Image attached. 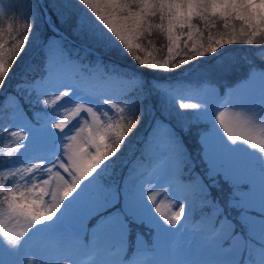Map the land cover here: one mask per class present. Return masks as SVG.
I'll return each mask as SVG.
<instances>
[{
	"label": "snow or ice",
	"instance_id": "obj_1",
	"mask_svg": "<svg viewBox=\"0 0 264 264\" xmlns=\"http://www.w3.org/2000/svg\"><path fill=\"white\" fill-rule=\"evenodd\" d=\"M44 6L47 12L42 22L51 35L37 37L43 53L40 77L22 78L11 94L7 92L8 81L41 19L36 15V0H25L19 10L31 22L23 30L27 34L17 30L12 36L7 56L0 28V133L17 144L6 153L10 159L4 165L6 170L0 172V203L7 205L8 220L24 221L20 230L9 229L0 221V245L14 258L13 264H164L156 259L158 234L179 231L182 219L191 215L192 204L186 209L183 202L189 192L216 209V219L207 220L202 229L207 258L199 264H264V168L259 196H242L241 192L254 193L256 187L233 157L235 150L244 148L264 164V155L244 147L246 144L264 154V76L258 97L253 91H237L228 101L252 106L258 100L261 127L257 131L252 119L240 129L239 113L233 116L220 111L214 115L216 95L186 102L185 97L153 84L158 109L152 103L153 92L145 89L146 81L136 72H119L121 65L111 59L130 56L140 69L176 72L198 57L216 54L237 42L233 29L215 40L210 34V43L205 46L197 39L203 32L194 20L215 28L213 18L219 17L227 29V21L235 19L244 26L239 35L251 32L256 36L257 30L264 31V0H44ZM5 14L6 9L0 7V18ZM157 19L159 23H153ZM65 30L85 42L89 51L100 53L101 65L105 57L109 59L112 71L103 72L100 78L119 82V94L83 86V81L96 73L84 68L78 48L67 46ZM7 31H14L12 24ZM153 31L167 39V56L162 59L151 52L138 54L151 46ZM243 42L250 45L253 40ZM181 51L184 57L177 59ZM69 68H79V72H69ZM160 96L164 97L162 103ZM169 105L175 109L169 115L185 118L187 110H194L191 116L209 125L200 134L202 159L207 164L203 175L184 183L190 154L175 129L157 120L154 140L146 149L147 158L156 161L147 171L148 178L142 179L144 173L129 169L122 184L105 183V177L115 176L120 169L124 150L145 115L152 110L168 111ZM29 108L34 111H27ZM213 130L220 148L209 157L204 141ZM217 185L222 192L227 189L222 206L213 199ZM157 188L172 194L178 211L162 207ZM231 210L237 212L234 220L227 214ZM89 219L94 221L91 228L86 224ZM137 225L150 227L155 239L150 247L141 244L136 258L130 259L126 246L131 244V232ZM168 248L177 250L170 244Z\"/></svg>",
	"mask_w": 264,
	"mask_h": 264
},
{
	"label": "rangeland",
	"instance_id": "obj_2",
	"mask_svg": "<svg viewBox=\"0 0 264 264\" xmlns=\"http://www.w3.org/2000/svg\"><path fill=\"white\" fill-rule=\"evenodd\" d=\"M0 7H4L6 9L7 3L5 0H0ZM45 11L47 12L46 8ZM1 19L2 18H0V20ZM253 51L256 57L252 54L250 55V51L246 48L243 49L242 47H239V49L237 50L229 51L228 58L226 57V60H223V62H221V60L218 61L217 65H214L207 70L202 69L198 70L197 72H190V69L186 70L185 76H188L186 79L182 80L186 81V85L189 84L187 95V99L189 101L186 102H196L197 100L206 99L210 96L216 95L217 102L213 106L214 115L218 116L220 111H227L228 113L233 114V116L236 113H239L240 129L246 128L247 126L245 125V121L252 119L255 121L254 126L256 127L257 131H259L261 126L257 117L259 116L261 109L258 100L257 103L252 106H240L228 102L232 99L234 93L237 91H253L257 95V97L259 95L261 78L262 76H264V49L262 47H256ZM80 62L89 72L96 73V75L91 79H86L83 81L84 87H95L105 91H110L114 94L120 93L121 85L119 82H106L100 78V75L105 72L101 64H99L98 62L91 64L81 60ZM250 62L254 63V66L251 67L250 70L248 69L243 71ZM221 68H223L224 70H220ZM252 70H254V72ZM68 71L72 73H78L79 68H69ZM213 71L215 72L213 74L215 75L214 77L211 75ZM236 75H241V78L237 79V81H232V78ZM39 77L40 75L35 78L38 80ZM142 78L146 81L144 77ZM246 81L250 82L246 83ZM125 87L131 88L132 85H126ZM15 89L16 85L13 88V91ZM145 89L149 92L152 89L150 88V84L147 82L145 83ZM12 92L8 91L9 94H11ZM31 111H34V109L31 108ZM193 111L194 110H187L188 115L185 118H178L174 116L175 119L172 117L173 119L164 120L163 122L174 128L177 135L182 138L184 150L186 153L190 154L191 157L188 162H195V165L197 166V169L193 168V171L196 173L195 177L193 178L195 179L203 175L207 168L206 162L202 159L203 153L202 145L200 143V134L202 130L209 125L205 121L197 122L195 118L191 116V113ZM81 116L86 117V114L82 113ZM170 118L171 117H169V119ZM153 119L151 120L153 122L151 123L146 135H143L142 133L140 134L139 132L134 136L135 138H137L136 140L138 141V143L143 145V151L145 153L141 155H135L134 153H131L129 157L130 150L127 149L128 156L126 157V159L122 160L123 163L121 164L119 172L114 178L116 181L114 184H122L123 178L128 175L129 169H137L142 173H146V175L144 174L141 178H148L147 171L156 164L155 159L149 160L147 158L146 152L149 142L154 140L153 129L158 119ZM182 120L183 124H187L189 123V121L192 122L187 124L183 128L184 132H187L192 125L194 126L197 123L199 125L203 122L202 126L200 127V132H197L196 130L193 133L195 143L198 144L196 146V149L194 148L195 154L192 153L190 147L183 140V132L179 127V124L182 125ZM175 126L180 130V133ZM216 126L217 128H219L218 121H216ZM220 131L222 132V129H220ZM8 140L10 142L9 146H11L10 150L16 148L17 144L14 139L8 138ZM204 143L205 147L208 149V151L205 153L206 156L210 157L215 151L219 150L220 144L218 143V134H215V130H213V133L209 134ZM244 147L249 148L250 151L256 152L257 155H264L259 153L258 149H250V146L246 144L244 145ZM197 153L199 154V156H197ZM233 157L236 165L246 173H248L256 187V191L254 193L241 192L240 195L251 196L254 198L258 197L260 192V176L262 168H264V164H262V162L255 154L248 152L244 148L235 150L233 153ZM142 164L144 165L143 168L141 167ZM183 180L185 184H189L191 181V179H189V175L186 174H183ZM153 183H155V181H153ZM218 186L220 185H217L213 189V199H215L217 202H220L222 206L224 193L227 191V189L222 192L221 188H218ZM145 187L147 188L148 185H145ZM156 191L160 193V195L157 196V199L161 201L162 207L165 210L171 209V211H178V208L175 206L177 201L173 199L171 193L165 194V189L163 188H157ZM45 199L50 200V197H46ZM183 202L185 203L186 209L188 203H191L192 209L191 215H189L187 219H182V227H179V231L173 230L172 233L160 231L158 234L156 259L164 262V264H199L200 261L207 258V256L204 254V249L206 248V240L202 229L204 228L205 222L207 220L216 219V209L214 206L202 204L199 196L195 192H189L188 200ZM231 211H229L227 214L234 220L237 216V212H233L231 214ZM7 215V206L5 208L4 206H0V221H4L9 229L20 230L24 227V221L22 218L8 220ZM89 220L86 222L87 226ZM217 226L219 227V223L217 224ZM137 227V232L133 231L132 229L133 233L131 237H133V239L131 240V244L126 246V255L130 259L136 258V250L141 246V244L150 247L154 243L155 239L153 230L150 227L143 225H137ZM111 243H115V241H112ZM169 244L175 247L177 250L175 252L170 251L168 248ZM225 248H227V245H225ZM13 260L14 258L9 256L4 251L3 246L0 245V264H13Z\"/></svg>",
	"mask_w": 264,
	"mask_h": 264
},
{
	"label": "trees",
	"instance_id": "obj_3",
	"mask_svg": "<svg viewBox=\"0 0 264 264\" xmlns=\"http://www.w3.org/2000/svg\"><path fill=\"white\" fill-rule=\"evenodd\" d=\"M7 3L6 7V14L2 17L0 20V28L4 30V36L3 40L6 41L7 43L5 44V55L7 56L11 50L12 47V36L17 35V30L22 33V34H27L24 33L23 30L25 26L30 23L31 21L25 18L22 13L19 11L25 6V0H5ZM36 4L38 5V10L36 12V15L38 17H41V19H38L37 21V26H36V31L35 35L33 37L32 43L27 47L26 52L22 53V58L18 61L17 65L14 66V70L12 73L11 79L8 81V86H7V92L13 91V88L17 84L18 81H20L22 78H27V79H32L41 74V65L43 62V53L40 50L39 44L40 40L37 39V37L43 38L45 36L51 35L50 32L46 30L45 25L42 22V16L46 14L45 11V6H44V0H36ZM216 23V27L212 28L209 26L208 28L205 27L203 21H197L194 20V23L198 24V27L200 28L201 32H203L202 37H198L197 39L199 40L200 43H204L205 46H207L208 43H210L207 39V37L211 34L213 36V39H219L220 38V33L223 32H231L233 29L237 33L235 39L236 43L234 44H228L225 45L222 49L218 51L216 54H211V55H206L205 57H198L197 59L190 61L189 64L182 66V69L177 70L176 72L173 73H165L163 71H153V70H148V69H140L137 65V63L134 61L133 58L130 56L128 57H121V56H114L112 57V61H115L121 65L119 69H117L119 72L122 73H127L131 75L133 72L138 73L141 77H144L146 79V82L150 84V88H152L153 84H159L162 88L169 89L170 91L173 92V95H180L185 97L186 101H189L187 99L188 95V88L189 84L186 85V81H182L187 78L185 76L186 70L190 69V72H197L198 70H207L214 65H217V62L221 60H226L228 58V52L229 51H234L239 49V47H242L243 49L249 50V54L255 56L254 49L256 47H262L264 49V31L257 30V35L256 36H251V32L248 33L247 36H241L239 35L240 30L243 26L241 21L235 20V19H229L227 22L229 24V27L227 29L224 28V23L225 21L221 20L219 17L213 18ZM153 23H159L158 19L153 20ZM9 24H12L14 31L12 33H8L7 29ZM65 39L67 46L70 48H78L79 49V60L81 61H86L88 63H96L99 62V56L100 53L96 51H89L88 48L85 47V42L77 39L74 35L70 33L69 30L64 31ZM239 36V37H238ZM19 38V37H18ZM251 38L253 40L252 44H246L243 41ZM186 39V37L184 38ZM148 41H145V44H147ZM166 44H167V39L166 36H164L162 33L153 31V34L151 36V46L147 47L145 52L138 53L142 56L147 55L148 52L152 53V56L157 58V59H162L163 57L167 56V49H166ZM188 47H191V42H189ZM181 48H184L183 43H181ZM184 57V52L181 51L180 57ZM227 57V58H226ZM256 57V56H255ZM151 58V57H150ZM250 61V60H248ZM104 71H112V64L109 62V59L107 57L104 58V63L103 65ZM254 66V63L250 62L248 65L244 68L243 71L245 70H250L251 67ZM25 69H30L29 71H25ZM215 72L211 74L213 75ZM209 75V74H208ZM241 75H236L232 78V81H237V79H240ZM181 83H177V82ZM153 92L154 96L152 97V103L156 105V107L159 109L160 105L158 104L157 97H155L157 94L155 93L154 89H151ZM150 91V92H151ZM164 97L160 96L159 100L161 103L163 102ZM149 108H151V104L149 105ZM174 107L172 105H169L168 111H160V110H152L151 114H146L142 124L139 126V128L135 131L136 133L140 134L142 133L143 135H146L148 133V129L150 128V125L153 120H171L174 118V115H169V112L174 113ZM27 111L31 112V108L27 109ZM169 117H171L169 119ZM173 117V118H172ZM129 119H132V116L129 115ZM175 119V118H174ZM198 122V121H197ZM180 123V122H179ZM189 123H192L189 121ZM187 123V124H189ZM203 123V122H202ZM202 123L198 125H192L191 128L187 131L184 132L183 128L187 124L180 125L179 127L183 132V140L186 142V144L190 147L192 150V153L195 154L196 146L198 145L195 143V140L193 138V133L197 130V132H200ZM176 127V126H175ZM176 129L179 131L180 130L176 127ZM135 134L131 137L129 145L127 149L130 150L129 157L131 153H134L135 155H141L144 154L145 152L143 151V145L138 143L135 138ZM9 137L5 136L3 133H0V172L5 171L6 169L4 168L5 163L7 162L9 157L6 156V153L10 150L9 146ZM200 148V147H197ZM127 149L124 150V154L122 156V160L126 159L128 156ZM143 151V152H142ZM197 151V150H196ZM197 156L199 154L197 153ZM196 163L194 162H187V166L184 169V173L186 175H189V179H193L195 177V172L193 171L194 169H197V166L195 165ZM119 170L117 171V173ZM115 174V176L117 175ZM115 176L112 177H105V181L108 183H115ZM113 181V182H112ZM105 182V183H107ZM118 184V183H117ZM220 186H218L219 188ZM2 199V198H0ZM0 206H4V208L7 206L5 204L0 203ZM236 211H231V214ZM94 221L91 219L88 222L87 227H91ZM133 231L131 232L132 235ZM133 237H131V240Z\"/></svg>",
	"mask_w": 264,
	"mask_h": 264
}]
</instances>
